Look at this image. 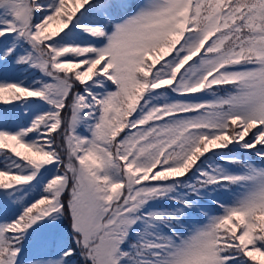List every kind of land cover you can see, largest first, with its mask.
<instances>
[{
    "label": "snow or ice",
    "instance_id": "obj_1",
    "mask_svg": "<svg viewBox=\"0 0 264 264\" xmlns=\"http://www.w3.org/2000/svg\"><path fill=\"white\" fill-rule=\"evenodd\" d=\"M0 264H264V0H0Z\"/></svg>",
    "mask_w": 264,
    "mask_h": 264
}]
</instances>
